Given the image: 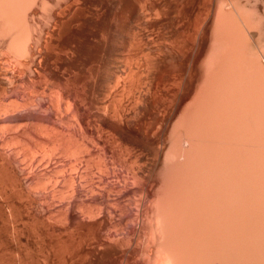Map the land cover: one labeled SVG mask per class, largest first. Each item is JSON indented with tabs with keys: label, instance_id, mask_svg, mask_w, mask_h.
Returning a JSON list of instances; mask_svg holds the SVG:
<instances>
[{
	"label": "bare ground",
	"instance_id": "6f19581e",
	"mask_svg": "<svg viewBox=\"0 0 264 264\" xmlns=\"http://www.w3.org/2000/svg\"><path fill=\"white\" fill-rule=\"evenodd\" d=\"M232 1L233 0H231L230 3ZM236 1L237 0H235V2ZM248 1L249 0H247L246 6L245 5L241 6V4L238 5V3H237L238 1H237L236 2L237 4L232 3L231 5H233V7H229L230 4L228 3L229 2L228 0H0V62L6 63V65H9V67L6 68L7 67L6 66L5 69H2L3 67L0 66L2 69L0 71H2V74H4V80H3L4 86L2 88V90H3L2 94L3 95L2 94H0V95L2 97L6 96L5 98L8 97L7 99L12 100L11 103H10V100H8L9 102H6L7 101L6 100L5 101L6 103L4 102V104L2 103V105H3L2 107H4L5 104H6V107H7V105L9 107L11 106L10 109H8V107L6 109V107H5V109H3V110H5L6 112L8 110L9 111L12 110L11 113L7 112V113H10L11 115L14 112L12 116L8 114V118H9V116H11L9 119L10 123H13L12 125H14V126H12L11 124L9 125V123H5L6 122L5 120H4L5 122L1 121V123L2 122H4V123L2 124V126L0 125V131H2V130L5 131L4 128H6V127L10 128V130L8 128H6L8 134L12 133L13 131H14L13 134L15 132L17 134V128H20L22 130H27L26 132H28V131L30 132L32 129H35V131L37 130V132H33V133H39L40 132L42 134L41 139L47 138L51 142V145L49 144L50 142H48L47 144L51 146V147L50 146L49 147L52 149H49V150L53 151L54 156H57L59 154V155H62L64 158H66V157L71 158V159H69L71 166L67 165L66 169H68V167H69V169L71 168L74 173L79 172L82 163L87 162L88 163L87 167H88L89 165L94 164L93 162H95L94 159H96V157L101 156L100 157L101 160L99 159L100 160V164H99L100 166L98 168H95L96 166L94 167V165H97V163H99V160L96 161L97 162L96 164L92 165L91 169L89 167V169H90L89 172H86V174H85V172H83L86 175L84 177L86 179V180H84L85 184L82 185L81 181H83V180H81V181L79 180L81 184L78 183L79 185H76L75 183L77 181H75V183H74L75 178L73 177L74 180L71 179L73 176V172H70V175L71 174L72 175H71V178H70L71 181H70L68 187H70L69 189L72 190L71 193H73V197H72V195H71V197L74 199H76L78 197L77 193H79V194L81 193V191L79 189H82V191L84 190V191H87L89 193H92L91 194L92 196H94L96 193L99 194V193H102L103 191L104 192H108V191L110 192L111 190H115V192H116V190H118L119 192H117V193H121V194L127 190L128 191L130 190L131 192L136 191L137 193L140 194V196L138 195L139 197H136L135 199H139L138 201H140V204L138 207L137 206L138 201H136V203L134 201V204H136V207H138V208H136L133 205V206H131V207H133L131 210H133L135 208L136 211L139 212L140 211L139 209H141L140 205H141L142 201L145 198H148L147 196H149L151 193H153V194H155V192L157 194L159 193L158 195L157 194H155V195L161 197V199H162L163 195L164 196L167 195V197L169 199L166 200L167 198L165 196L163 199L164 202L162 201L163 205H161L162 203H159V205L162 206L161 207L162 210H161V212L158 211L153 216L152 221L154 222V225L157 226V228H163V229H165L164 231L166 232V230H167L168 233L167 232L164 233L163 230L162 231L156 230L157 232L154 230L155 231L154 237L156 238V236H158V238H159V236L164 235L163 237L165 239L163 237H161L162 241L160 240V238H159V240L162 243L164 242L163 240H166L168 242V244H170V242L171 241L174 242V240H171L173 237H169V236H172L175 231L177 233L179 232L178 234L175 232L174 239L176 240V237H177V239L180 240L182 237L179 235L183 231V234H181L183 236L182 240L185 239V241L191 245L193 242L195 243V241H193V240L196 238V241L198 240L197 243H200V245H201L200 246L199 244H196L194 246L195 249H197V250L193 252V255H194V253H196V255H194L196 257H194L193 255H192L193 256L192 257L191 253L189 254V251L187 252L186 250H183L184 252L186 251L188 253V254H186V255H188V257L190 256V259H189L185 255L186 252L184 254L182 253V255L186 256V257L183 256L184 261L187 258L186 261L189 262V260L191 261L194 258L195 260H197V264L198 263L204 264L208 260V259H206L207 257L209 258V260H211L212 257L210 258V256L214 255V254H212V250L215 248V246H213V245L216 244L214 240H216L217 243L220 242L219 245L218 244H216V245H218L217 247H220L221 250L218 248L220 250V253L224 252L223 256H225V257H223V258H225V260L223 262H225L227 260L229 262L232 259V257H235L232 260H236V256H232L230 253V250H231V252L233 251L232 252V254H233L242 248L241 250H239L237 252V255L239 253V255L237 256L238 259L241 258L242 257L241 255H243V252H245V251L247 252L249 250L248 244H249V248H251V249L254 246L252 250L250 249L251 251H253L255 246L258 247V245H259L258 243H260V242H262V240H264V239H262V240L258 239L257 240L258 243L253 241L255 239V236L252 233H255L256 229L258 227H255L256 228L255 232H252V233H251V230L249 228V226L251 227V225H252L251 222H253L254 220L257 221L258 217L264 216L263 215L264 212H262V211H264V210H262V209H264L263 208L264 205L263 206L261 205V203H263V201H264L263 200L264 199V195H263L264 193H262L264 191L262 189L264 187V185H263L264 184V180H263L264 179V175H263V173H264V171H263L264 170V167H263L264 166V164H263L264 163V161H263L264 156L262 158L263 160L261 159L259 161L258 155L254 156V152L252 151L253 150L252 144L255 145L257 140H258L257 143L259 144L261 131H263V129H264V108H263L264 96H263L262 90L260 91V87H259L263 82H259L258 76H260V75H258L259 72L257 73V71H256L257 69L261 70L259 68H262V69L264 68V64L261 61L262 59L264 61V57L262 59H260V57H258L259 53H257L256 50L254 51L255 52L254 55L250 51L252 56H254V57L256 56V58H254L255 59L254 63H256V64H255V66H253L254 63H253V65H251L253 59L250 60V57H248V54H247L249 52L247 49H249V48H246L247 44L249 46L250 45L249 43L252 44V41L254 42V40L250 41L254 37L253 31L256 32V30L258 29L257 27H259V26H260L259 28L262 27L260 24L263 25V21L261 19L262 18L264 19V17L257 15V14L261 15V12H262L261 1L260 0H257V1L254 0L256 2H253V3L251 2L252 0L250 2H248ZM215 3H218V6H216ZM248 3H249V6L251 4H254V3L255 4L248 7L247 6ZM246 8H247L249 13L252 12V13L256 14V16L255 15L252 16V14H250L252 16V18L253 17H261V19H257V21L258 20H259V22L262 21V23H259V24L254 23V21L256 22V18H254L255 20L251 19V17H249L250 15L248 14L247 10H245ZM244 13L246 16L244 15ZM263 13H264V7H263ZM247 15H249L248 16L249 18L247 17ZM254 24L257 25L256 26L257 29L255 28ZM263 28H264V25H263ZM258 30H257V32L259 33V31L261 29L259 31ZM129 31L134 34V39H136L135 41L138 42V52L137 53L140 55L139 56L140 59H138L139 57L138 58L135 57L136 60H134L133 58L132 59L131 58L126 59L124 53H122V48L120 47V44L123 43V41L125 40V39L123 40L122 36L124 33H127ZM260 33H261V31H260ZM261 34L263 35V33H261ZM262 35H260V36H262ZM260 36H258V38H260L259 40H262L261 38H264V37H260ZM127 38H129V37H127ZM134 39L132 40L134 42V43H132V45L135 44ZM129 42H131V41H129ZM136 45H137V43H136ZM250 46H252V45H250ZM254 46L255 45L253 44V47ZM131 47H130V50H131ZM134 47L135 46H133V48ZM260 47H262V46H260ZM136 49H137V46H136ZM245 49L248 52L245 53ZM261 52H263V51H261ZM250 53H249V56H250ZM127 56H129V55H127ZM136 56H137V54H136ZM249 60H250V62H248ZM2 66H4V65L2 64ZM263 72H264V70H263ZM259 74L262 75V73H259ZM262 79L264 81V75L262 76ZM258 82L261 84L259 85ZM0 83L3 84L2 82H0ZM263 86H264V84H263ZM105 92L109 93V96L112 99V101L110 100L111 101L110 106L113 108L110 109V107H109L108 111L101 113L100 111L103 110L104 105L102 108L99 107V102H100L99 97L101 98V96ZM0 93H1V91H0ZM261 93H262V95H261ZM10 94L13 96H10ZM14 95L16 96V98H13L14 100L12 98H9V97H14ZM109 96H108V99H109ZM3 99H2V102L4 101ZM107 100H105V103ZM262 100H263V103H262ZM7 103H10V105ZM0 109L2 110L1 104H0ZM5 111H2V112H5ZM2 112L0 113L1 119H2L1 116L4 115V118H5V116H7V115H5V113H3V115H2ZM6 124H8L9 126ZM1 127H2V130H1ZM11 127H15L16 130H15V128H13L14 130H12V132H9V131H11ZM249 129H250V131H253L255 129V131L257 130V132H259V133H257L258 134L257 135L256 132L254 131L258 137L257 139L255 137L256 136L255 134H253L252 136L249 135L252 133V132L249 133L250 131L249 132L247 131ZM96 130L102 131L103 133H106V134H110L113 144H115L116 147H118L120 149V151L121 150L125 151L126 155L124 156V155L120 154L122 152L119 151L120 153H118L115 156V159L113 162L111 160L108 161V158H107V160H106V158H103L105 155L104 152H103V154L99 155L100 152L97 151L98 146H101V144H102V146H105V148H106L105 150H108L107 149L108 147H106V145L109 142L108 143L101 142L102 141L101 138H97L98 136L96 137V133H97ZM18 131H21V130H18ZM102 132H100V133H102ZM263 132H262V134L264 136ZM0 133H2V132H0ZM3 133L5 134V132H3ZM18 134L21 135V133H18ZM10 135H12V134H10ZM5 136H6V134H5ZM30 136L31 135H28V134L24 135V131H23L21 137L25 138V139L28 137H29V139H32L34 137L33 136L32 138H30ZM9 137H11V136H9ZM39 137H40V135L38 136V138ZM108 138H109V135H108ZM16 139H18V140H15L17 142H20L19 140H22L21 144H23V142H24L23 139H19V138H17V136H16ZM263 139H264V137L261 139V141ZM8 140H9V138H8ZM34 140L36 142V139H34ZM106 140L107 139H105V141ZM3 141H5V140H3ZM15 141H13V142H15ZM30 141L32 143L34 142L33 140H30ZM17 142L12 143V144L14 145ZM250 142H251V148L250 149L246 148L245 152L247 151V149L248 150L252 149L251 151L253 152L252 154L255 157L254 158L255 160L249 159L250 160L249 161L246 158L247 162L245 160H243L244 163H242V159H244L246 157V156L243 157L245 154L243 148L245 147V145L250 147L249 146ZM2 143H4V142H2ZM27 143L28 142H26L27 146H24V144H23V146L26 147V149H29L30 147L28 148V146H30V145H29V143L28 144ZM37 143H40V141L36 142V144ZM110 143H111V141H110ZM262 143H263L262 147L264 148V141ZM12 144H11V146L13 148L16 147L15 145L13 146ZM17 144H19V143H17ZM36 144H35V146H36ZM113 144L111 143L110 145L112 146ZM4 145L10 146V143H7V144L5 143ZM39 145H43V144L41 143ZM48 145H46V146H48ZM115 145H113V147ZM254 145H253V147H254ZM23 146H22V149L24 148ZM35 146H33L34 149L32 147L30 148V150L33 149V151H31V152H29L30 150L28 152H26L27 150L26 151L24 150L25 152L22 149L19 150L21 148V146H19V149L14 148L15 153H17L16 152L17 150H18V152L20 151V153H22V152L27 153V157L24 158V160L28 159L29 162H31V163H29V165L26 163L28 165V167L30 166V169L28 168L29 172H30L31 168L34 171V172H32L34 174H35V170L37 172H40V167L43 166V169H44L45 165H46V167L49 168L48 169L45 167V169H47V172L50 169H51L50 171H52V168H54V171H57L55 169V168H57V166L66 163V162H63L65 160V159L63 160V158H62V164H61L60 163L61 160L55 159V158H59V157H54L53 154L49 155L52 152L49 151L48 153H46L45 151H48L47 150L48 148L45 147V143L43 145V147L45 148V151H41V152H45L47 155H45V157H44V155L41 156L42 153L39 154L40 151H38L41 148L38 146L40 149L38 148L37 149L38 152L37 151H35V152H37V154L41 157L37 158L36 157V156H38L37 154L32 155L34 153V150H36V148H37V147L35 148ZM259 146H261V144H259ZM256 148L257 147L255 146L254 151L256 150ZM263 148H262V150H263ZM2 149H0V153L1 152L3 153ZM5 149L6 148L4 147V150ZM99 149H102V148H99ZM111 149H109V150L111 151ZM257 149H261V148H257ZM115 150H117V149H115ZM54 151L56 154L54 153ZM102 151H104V149ZM60 152H61V154H60ZM243 152H244V154H243ZM259 152H260V150L257 151V153H259ZM20 153H19V155H20ZM24 153L21 155H23L25 157ZM45 153H43V154H45ZM107 153H109V152H107ZM246 153H248V152H246ZM257 153L255 152V154H257ZM4 154H5V156L7 155V153H4ZM11 155H12V152H11ZM14 155L15 154H13V156ZM110 155H112V154H109V156ZM246 155L248 156V154H246ZM8 156H10L9 153H8L7 157ZM46 156H49V157L46 158ZM250 156H251V153H250ZM250 156H248V158ZM43 158H46L44 160V162L42 161ZM17 159L15 157L13 160L15 161ZM198 161L199 162L201 161V164H202L201 168L204 171V172H202V174L207 173V175H210L211 172H209V170H211V168H214V162H217V161H221L220 163L223 164L222 169H224V165H225L224 162L226 164L229 163L228 165H232V167L237 162V166H239V168H240L241 164L238 165V163L241 162L243 164L242 169L244 171L246 170V172H245V175L242 174L244 172V171H242V169H239V171H242V172H240V173L236 172L235 168H237V171H238V167L236 165H235V168H233V171H232V167H231V170L229 168L227 169V170H230V171H228L230 173L232 171V173H233L232 175L230 173H227L225 170L223 171L222 169H221L222 172L219 171V173H218V169H217V172H214V169H212L214 173H216V174L218 173V174L212 176L213 178L211 177V175L209 177L205 174L207 177L205 176L206 178H203V179L208 180L209 183L206 182L205 180H204V182H205L204 183L202 178H200V177H198L199 179L197 178V169H198L197 165L198 164H196V162H198ZM257 161H259V162H257ZM261 161H263V163ZM25 162H26V160H25ZM231 162H235V163L233 164ZM245 162H246V164H245ZM250 162H251V164L255 163L254 166L251 165V167H249L247 165V163H249V165H250ZM256 162L258 164H256ZM21 163H23V162H21ZM31 165H32V167H31ZM199 165H198V167H200ZM246 165L249 167L248 173H250L249 171H251L253 169L256 171V172L254 170L251 171L250 175L252 174V172L254 173L253 175H256L257 173H260V172H262V173H260V175L257 174L258 176L256 175L258 178L256 176L254 177L252 175L250 177V175H246L247 169H248V167L244 168V167H246ZM255 165H257L258 168ZM261 165H263V166H261ZM0 166H2V165H0ZM14 166L17 168L18 165L16 164ZM228 167H230V166H228ZM252 167H254V168L252 169ZM255 167H256V169H255ZM259 167L260 168L262 167L261 171L257 170V169H260ZM121 168L126 171V173L124 172L126 175L125 174L123 175V173L121 174V172H119V170L121 171ZM1 169H2V167H1ZM5 169H6V171H8L6 173H11V171H13L11 159L5 158ZM22 169H24V166L22 167ZM26 169H27V166H26ZM37 169H39V171ZM63 169L64 168H62V170ZM66 169H64L62 171L59 168L58 171L59 172L62 171L61 174H63V172ZM71 169H70V171H71ZM86 169L88 170V168H86ZM234 169H235V171H234ZM28 170H27L26 174L28 173ZM41 170H42V168H41ZM87 170H85V171H87ZM157 170H158V172H161V173H157ZM45 171L46 170H44V172ZM215 171H216V169H215ZM3 172H5V170ZM18 172H21V170ZM57 172H53V173H57ZM59 172H58V174H59ZM68 172L69 171L65 172V174L66 173L68 174ZM95 172H98V174H101V178H99V180L96 179L97 181L95 180V177L98 178V176L100 177V175H98L96 173L98 176L97 175L94 176ZM223 172L227 174V177L226 176H224L225 178L223 177V175H226ZM6 173H4V174H6ZM12 173H14V172H12ZM41 173L43 174V171L36 174V175H39V174L41 175ZM53 173H51V174H53ZM214 173H211V174L213 175ZM220 173H222V174L220 175ZM234 173H236V177H233V175L235 176ZM34 174L32 176H34ZM49 174H48V176L51 175V174L50 175ZM110 174H112L111 178H110V176H111ZM40 175H39V177H40ZM45 175H46V172H45ZM162 175H163V177H162ZM218 175L221 177H216ZM242 175L245 176L244 179L241 177ZM0 176H2V175H0ZM48 176L46 175L45 178H48ZM198 176H200V175H198ZM246 176H249V178L251 180L257 179V181H258V179H262V182H260L261 180H259V183H257V181L255 180L257 184L255 183L254 180H252V182L250 183L253 186V182H254V185L258 187L257 188L254 186L257 190L254 187L253 188L255 189L256 193L260 192L259 198H258V194L254 193V191L252 192L253 188H251L252 186L248 183L251 180L247 181L246 179H249V178ZM12 177H13V174H12ZM27 177H25V178H27ZM29 177H30V175H29ZM35 177L36 176H34L33 178H35ZM39 177H38V181H39ZM43 177L41 176L42 181H43V179H42ZM57 177H58V175H57ZM57 177H56V179H58ZM79 177H81V176L79 175ZM214 177H216V178H214ZM230 177H232L233 179L236 178V180H233ZM195 178H196V180H195ZM210 178L212 180L217 179L216 184H218V182L220 184L221 181L223 180L224 181L222 183L223 185L220 184L216 187L218 188L219 186H221V187L223 186L224 188L220 187L217 189L215 187L216 184L214 183L215 180H214V182L211 180L209 181ZM222 178H224V179H222ZM227 178H230V179L227 180ZM48 179L52 180V178L51 179L48 178ZM76 179H77V177H76ZM200 179L202 180V182ZM218 179H219V181H218ZM220 179H222V180H220ZM231 179L233 180V182H235V183L239 182V183L237 185L236 184L234 185V184H232V181H230ZM240 179H243V180H240ZM16 180H17V178H16ZM25 180H27V179H25ZM33 180H35V179H33ZM49 180H48V182H49ZM54 180L55 179H53V184H51L52 183L51 181H50L51 183L49 182V184L52 185L51 186L52 188H53L54 184L57 185L56 181H54ZM67 180H69V178H67ZM225 180L229 181L230 185L228 184L229 182H227V184H225V182H226ZM244 180H246L247 182H244ZM19 181H21V180H19ZM46 181H45V183H46ZM57 181L59 182L60 180H57ZM198 181L200 182L201 185H205L207 183V185H209V187L207 185L206 186H199L200 184ZM61 182H62V179H61ZM68 182H67V185H68ZM33 183H35V182H33ZM33 183H32V185L35 186ZM36 183H38V182L36 181ZM212 183H213L212 189L214 187L217 189V191H215V189L213 190V191H215L214 192L215 193L214 199H213V194H212L213 191L211 190ZM248 184H249V186H244V185H248ZM259 184H262L263 187L261 185V187H262L261 188ZM197 185L199 187L196 188ZM231 185H233L234 189H236V187L240 188V186L243 185L244 188H243V186H241L242 187L240 189L241 191L242 190L244 192L245 191L246 192L251 191V193H248V195H246V196H249V197H247V198H249V199H247V202L251 203L253 205L252 206L250 204L252 206V210H255L257 212V210L258 211L260 210L259 206L262 207L261 208L262 211L260 210L259 213L258 212L256 213V212L251 210L250 213L252 214V212H253V214H252V216L249 215V217L253 221H251L249 223V225H247V224L250 221V218L247 217L248 215H245L246 212L248 211V209L246 208L248 203L244 204L246 206H244V205L241 206V204H243V199H246V198H244L245 193L241 192L239 189L238 190L236 189L237 191L233 190V188H231L232 190L228 189V190H230V192L229 191L226 192V189H225L226 186H228L230 188ZM46 186L48 187V185H46ZM64 186H66V185H64ZM9 187H10V185H9ZM17 187L18 186H16V189H18ZM68 187H66V188L68 189ZM202 187H203V190H201ZM206 187H208L210 190L207 189L204 191V189H206ZM249 187H250V190H248ZM259 188L263 191L261 192ZM12 189H13V187H12ZM53 189H55V187ZM56 189L59 190V188L57 186H56ZM193 189L195 191L192 192ZM198 189L201 190L202 192H200ZM219 189H221L219 191L220 194L221 195L224 194V195H222L223 197L220 196V194L218 193ZM222 189H223V191L224 190L225 191L223 192ZM40 190H41V188H40ZM47 190H49V189H46V191ZM14 191H15V189H14ZM20 191H21V189H20ZM25 191H27V190H25ZM34 191H37V190L35 189ZM34 191H32V192H34ZM38 191H39V189H38ZM59 191H61V190H59ZM78 191H80V192H78ZM203 191H204V193H203ZM206 191L209 192V193H206L207 195H210V192H211L212 195H210V197H212V198H210L209 196L208 197L211 199L210 201H212V202L210 203V201H208L209 204L205 203V204H207V207H208L205 209L206 205L202 204V203H204L202 201H203V198H207L205 196ZM221 191H222V193H221ZM42 192H44V191H42ZM64 192H66V191H64ZM195 192H196V194L198 192L202 193V195L200 194L201 197L199 196V193L197 195L193 194ZM225 192L226 193L229 192V194L225 196ZM233 192H234V194H237V192H238V194L242 193L244 197L242 198L241 194H239V195L237 194V195L233 196L234 195ZM35 193H37V192H35ZM62 193H63V191H62ZM111 193H109V194H111ZM128 193L130 194V192H128ZM160 193H163V195ZM183 193L186 195V198H187L186 200L189 199L188 201H185V199H183L185 197V196L184 197L182 196V195H184ZM186 193H188V195H189V193L190 194L192 193L191 195H193L195 197V199H194V197H192L194 201L190 200L191 195L188 196ZM216 193H218L217 196H216ZM230 193L233 196L232 200L238 198L236 200H239V201H236V200L232 201L231 200L232 196L230 195ZM153 194H152V196H155ZM203 194H204V197H203ZM251 194L252 195L255 194L256 197L258 198V201H256L257 198L255 196L254 197L251 196ZM26 195H27V193H26ZM44 195H45V192H44ZM59 195L60 194H58V196ZM66 195H69V194H66ZM66 195H62V196H66ZM103 195H105V194H103ZM103 195L102 196L100 195L98 197V201L102 205V207H101L99 204V207H101V212L104 210V212H105L104 214L110 215L111 212H109L110 210L108 211V206H109L108 199H106ZM174 195H176V196H174ZM180 195L183 198L180 197ZM41 196H42V194H41ZM112 196H115V195L113 194ZM178 196L180 197V199ZM197 196H199V198ZM224 196L226 197V199L224 198ZM27 197H28V195H27ZM38 197H36V198H38ZM116 197H118V200L121 201L122 199L124 200V198L126 196L123 197L122 195L117 194ZM217 197L220 198L221 200L218 199ZM41 198L43 199V196ZM41 198H39V199H41ZM61 198L64 199L65 197H61ZM66 198H68V196ZM113 198H115V197H113ZM177 198L179 200H184V201L183 202L182 201L176 202V201H178ZM197 198L199 200L201 199L202 201L197 200ZM215 198L218 199V200L217 199L216 200L219 201V203L215 200ZM250 198H252V199H250ZM48 199L49 198H47V200ZM157 199H158V197H157ZM222 199H225V200L230 199L229 201L227 200L228 203L234 202L233 204H236V202H237V205H234V206L238 207V208L240 207L239 210H241V209L244 210L243 212L241 211V213L238 210L239 211L238 213L241 215H237L238 214L237 212L233 213L230 211L231 213L235 214L236 217H234L233 214H231V213H230L231 215L228 214L229 217L227 216V218H229V219L232 218L230 221H232V222L234 221L233 225L234 226L236 225L235 228L237 227V224H238L240 231H239L238 227L236 228L238 231L235 230L234 226L232 225V222H230L229 219H228V223L226 222L227 219L225 221L226 223L224 222L225 227L224 226L223 227H224V229H226V231L223 229V227H222V230H220V228H221L220 225H219L220 228L217 227L218 223L215 220H218V218L216 219V217H219L220 213L222 214L223 210H225L226 207L229 206V204L227 202H224V203H226V205L224 203L222 204V202H223ZM260 199H261V202H260ZM126 200H130V199H126ZM159 200H160V198H159ZM251 200H253V201L255 200V202L256 203L258 202V203L256 204L253 201L251 202ZM1 201H3V200H1ZM60 201L62 202V200H60ZM88 201H90V200H88ZM88 201H87V203H88ZM169 201L170 202L172 201V202L169 204ZM174 201L177 203V205ZM196 201H197V203H195ZM198 201H199V204L201 203V205H203V206L198 205ZM94 202H95V200H94ZM187 202H190L191 205H189V203H187ZM244 202L246 203L245 200H244ZM64 203H65V201H64ZM115 203H117V202H114V204ZM181 203H186L185 204L186 208L184 207L183 204L181 205ZM212 203L213 204L215 203L214 207H211ZM97 204L98 203L95 204V207L98 208ZM123 204H124V202H123ZM173 204H175L174 207L172 206ZM194 204H196L199 207L201 206L202 208H204L207 213L202 214V212H205L204 209H202L201 207L200 208L202 210L199 207L195 208ZM210 204H211V206H210ZM216 204L217 205L219 204V206H221V207L216 206ZM220 204H222L223 206L225 205L224 206L225 209H222L223 206ZM233 204H231V205L233 206ZM258 204H260V205H258ZM45 205H46V203H45ZM144 205L146 207V204H144ZM165 205H168V206L170 205L169 207H171V206L173 207V209H172L173 214L169 216L172 220L169 219V217L167 216V215L171 214V212L168 213V211H169V209L171 211L172 207L168 208V206H165ZM193 205H194V207H193ZM42 206H44V204ZM69 206H68V208H69ZM114 206H115L114 208H116V204ZM118 206H117V208H119ZM175 206H177V207L175 208ZM187 206H188V208H187ZM189 206L192 207L190 212H189V210H190ZM209 206H210V208H209ZM232 206H229V207H232ZM234 206H233L234 210L238 209V208H235ZM8 207H10V206H7V208ZM47 207H48V205H47ZM181 207H183V209ZM218 207H219V209H218ZM244 207H245V209H247V211H245ZM256 207L258 209H255ZM62 208H63V206H62ZM117 208H116V210H117ZM147 209H149V207ZM164 209H167V210L165 211ZM177 209H179L180 212L183 210H186L191 214L189 215V213H188V216H189L188 217L186 215L187 212L184 211V213L181 212L182 214H184V215H182V214H180L179 210H177ZM197 209H198V211H197ZM207 209L213 210L212 215L215 214L214 217L211 215V213H210L211 211L208 210L209 211L208 212ZM112 210H113V208H112ZM234 210H232V211H234ZM11 211H13V209ZM29 211H31V210H29ZM51 211H53V210H51ZM60 211H62V210L60 209ZM85 211H86V209H85ZM87 211H89V210H87ZM119 211L117 214H119L121 216V218L123 216L124 219H126V220H131L132 218L135 217L134 218V221H135L139 217V216L136 217L134 215H131L132 218H130L129 213H125V211H124V212H122V213H124L122 215V213L120 214ZM136 211L134 210L133 212H136ZM176 211H177V213H175ZM214 211H216V212H214ZM56 212H57V210H56ZM93 212H94V209H93ZM133 212H131V213H133ZM138 212H136V213H138ZM152 212H156V211L152 210ZM164 212H166L167 214ZM12 213L13 212H11V214ZM37 213H38V211H37ZM43 213H45V211H43ZM97 213H99V212H97ZM150 213L151 212L149 211V214ZM208 213H210V214H208ZM224 213H225V211H224ZM260 213H262L261 216L259 215ZM8 214H9V211H8ZM93 214L96 217V211ZM93 214H91V216ZM140 214H142V213H140ZM174 214H175V216H174ZM195 214L197 215V218H195L196 217ZM205 214L207 216H204ZM40 215H41V212H40ZM52 215L50 218H52ZM80 215H82V214H80ZM94 215L92 217H94ZM111 215L113 216V213ZM145 215H147V212ZM191 215L196 220L193 219L191 217ZM210 215H211V217H208ZM100 216L101 215L99 214V216L97 218H100ZM112 216H110V218ZM199 216H201V217L203 216L204 217L203 219H206L205 217H207L210 222L208 220H202ZM231 216H233V217H231ZM92 217H89V219H90L89 221H91L92 219L95 218V217L94 218H92ZM166 217L169 219V221H171L173 223L163 222V220H165V221L168 220ZM187 217H188V219H187ZM256 217H257V219H256ZM101 218H103V217H101ZM183 218H184V220H183ZM191 218H192L193 222H192ZM235 218L236 219L238 218V220H235ZM241 218L249 219V220L244 221ZM73 219H74L73 212H71L68 215V222L73 221ZM144 219H145V217H144ZM146 219L150 220V218H146ZM185 219L188 221L190 220L191 224H190V221L187 222ZM86 220H87V218H86ZM139 220L140 219H138L137 222ZM175 220H176V222H175ZM194 220L197 222L199 221V222L197 223ZM239 220H242V221H239ZM134 221L133 222L131 221V222L134 224ZM179 221L181 223L184 222L182 224H183V227L186 228V231H188L189 229H191V231L189 230L188 233L185 231L187 233L186 234L184 232V228L182 227V224H181V226L179 225L180 224ZM185 221H186V223H185ZM205 221L210 224V227H209L208 223L207 224L205 223ZM211 221H212V223H211ZM239 222L241 223V225ZM260 222H262L261 224H264L263 220ZM17 223L19 225V222H17ZM142 223H143V221H142ZM162 223H165L166 225L163 224V226H162ZM174 223H176V224H174ZM187 223L190 225H188ZM193 223L195 225L197 224L196 227L192 225ZM200 223L203 224L202 225L203 227H205L207 225L209 228L207 229L206 228L207 226L204 229L202 226L197 227L200 225ZM133 224H131V226ZM169 224H170V226H169ZM115 225H117V224H115ZM124 225H125V223H124ZM128 225L130 226V224H128ZM177 225H179L180 227H178ZM227 225H228V227H227ZM242 225H244V226H242ZM136 226H137V224H136ZM148 226H150V225L148 224ZM168 226H169V228H168ZM191 226L195 227L196 230ZM13 227L15 229V226H13ZM170 227H171V230H169ZM173 227H174V229H173ZM211 227L213 230L211 229ZM231 227L233 228V231H232ZM151 228H152V225H151ZM151 228H150V230H151ZM178 228L182 231L181 232L177 231ZM199 228H201V229H199ZM120 229H121V231H123L122 227ZM131 229H135V227H133ZM144 229L142 232H144ZM153 229H155V228H153ZM202 229H203V231H202ZM215 229H218V230H215ZM227 229H228V231L231 229V232H233V233H231V235L235 236V240L237 239L236 236L238 238L240 237L239 239L236 240L237 244L239 246V249L236 245V242L233 240L234 236L232 238V236L230 234L228 236V233H226ZM242 229L244 231H242ZM261 229L263 230L264 226H263V228L261 226ZM100 230H101V227H100ZM127 230L128 229H126V231ZM207 230H208V232H207ZM219 230L221 231V233H219L220 232ZM234 230L237 232H235ZM246 230L247 231L249 230L250 232L249 231L247 232ZM262 230L261 231L257 230L258 232H256V235L258 233L261 234V232H262V234L264 236V232ZM16 231H13V232H16ZM114 231H116V230H114ZM222 231H224V232H222ZM117 232H119V231L117 230ZM199 232H200V234L202 233V235H204L205 237L200 235ZM205 232L207 234H205ZM240 232H244V234L241 233L239 236ZM160 233H163V235H160ZM190 233H193V234H190ZM194 233H196V234L198 233L201 236V237H199L200 239H197L198 234L196 236ZM218 233L221 236L218 235ZM246 233H249V235L252 234L249 236L251 239L253 238V240H251V242L253 241L252 244H251V242L248 243L250 241L249 240L250 238H248V236H247L248 234L246 236H244ZM129 234H128V236H129ZM167 234H168V237L165 236ZM189 234L192 238H194V236H195V238L193 240H191L192 238L190 236H188ZM210 234L211 235L213 234V236H215L214 234H216L215 239ZM226 234H227V238H229L228 239L229 241L227 240V238L226 239L224 238V240H223V237H225L224 235H226ZM260 234H258V235H260ZM116 235H118V234H116ZM149 235H150V233H149ZM217 235L219 238L222 236L223 237L219 239V238H217ZM241 235L243 237H245V239L242 238ZM121 236H123V233L121 234ZM251 236H253V237H251ZM12 237H14V235ZM34 237H35V235H34ZM189 237L191 239H189ZM208 237H211L212 239L208 238ZM166 238H169L170 240L168 239L169 240L168 241ZM231 238H232V240H231ZM241 238L243 240L239 241V240H241ZM246 238L248 240H246ZM202 239H203L204 243L202 242ZM221 239L224 242L227 240L225 242V244H223V247L226 245L228 247V249H230V250H226L227 247L225 246L226 247L225 251H228L229 255L227 252L222 250L223 247L221 244L222 241H220ZM14 240H15V238H14ZM109 240H111V239H109ZM159 240L156 241V243L158 242L157 244H160ZM178 240L175 242L178 243L179 242ZM189 240L191 242L192 241L193 242L191 243ZM207 240H209V241L211 240V242H209ZM244 240L246 241V243H244L245 242ZM38 241H40V240H38ZM212 241H214L213 245H212ZM230 241H234L235 243L234 242L233 243L235 244V246H234V244H231L232 242H230ZM126 242L128 243V241H126ZM126 242H125V245L127 244ZM144 242H146V241H144ZM173 242H171V243H173ZM186 242L184 243V246L188 245V243H186ZM205 242L206 243L209 242V244H206L208 247L205 245ZM239 242H241V244ZM242 242L244 243V245ZM15 243H18V242H15ZM130 243H132V242H130ZM164 243H166V242H164ZM263 243H261V244H263ZM157 244H155V246ZM245 244L247 246H245ZM138 245H139V243H138ZM160 245H162V244H160ZM163 245H166V244H163ZM163 245L161 246L162 249H163ZM173 245H174V243H173ZM203 245L205 246V249L209 250L208 252H210V253L206 252V250H205V252L203 251L204 250ZM210 245L214 247L212 250L210 249L211 248ZM230 245H232V246H230ZM198 246H200L202 248H200ZM240 246H242V247H240ZM259 246H262V245H259ZM263 246L260 248L259 247L255 248L254 252L256 251V249H257V251H260L259 249L263 248ZM39 247H40V245H39ZM144 247H143V249H144ZM157 247L161 248L159 245ZM188 247L189 246H187V250H188ZM196 247H198L199 250L203 249L202 250L203 252L201 251L202 253H199L200 251ZM231 247L232 248L234 247V249H231ZM184 248H186V247H184ZM244 248H246L247 250ZM150 249H149V251H150ZM190 249L195 250L193 247ZM152 250H153V248H152ZM263 250H264V248H263ZM263 250H261V251H263ZM157 251L159 252V250H157ZM162 251L164 252V250H162ZM162 251L159 252L160 256H161L160 253H163ZM179 251L180 250H178V252ZM197 251L199 253L198 256H200V257L202 256V260H200L201 259L200 257H199V259L197 258V254H198ZM221 251H223V252H221ZM240 251H242V253H240ZM257 251H256V254L258 253ZM175 252H174V254H172L173 253V251H172V253H171L172 256H174L175 259L179 256L178 258L180 259V257L182 256V255L180 256V254H179L180 252L179 253L178 252L175 253ZM246 252L244 253L245 255H243L244 258H246L245 256L247 254L249 255V256H247L248 258L253 256L251 253H254V252H251V253L247 252V254H246ZM143 253H145V252H143ZM155 253H156V250H155ZM207 253H208V255H206ZM220 253L217 252L216 254H219V256H220ZM262 253L264 254V251L261 252L259 255H261ZM139 254H140V252H139ZM146 254L147 253H145V255ZM149 254H151V253L149 252ZM202 254L203 255L205 254V256H207V257L205 258ZM210 254H212V255H210ZM141 255H143V254L141 253L140 256ZM160 256H159V258H160ZM164 256H166V255H164ZM228 256L229 257L231 256V259ZM155 257H157V256H155ZM203 257L206 260L203 259ZM214 257L215 256H213L212 259H214ZM216 257L219 258L218 256H216ZM226 257H228V259ZM162 258H165V257H162ZM223 258H221V259H223ZM248 258L246 261L241 258V260H242L241 262L235 261L236 262L235 263L232 260H231V262H233V264L234 263L237 264V262L242 264V262H243V264H244V262L247 263V261H248V263H249L251 261V258H249L250 261L248 260ZM136 259H138V258H136ZM171 259H173V258H171ZM219 259H218V261L221 260V259L220 260ZM261 259H263V258L261 257L260 260ZM195 260H194V263H196ZM186 261H185V263L188 264ZM202 261L204 263H200ZM218 261L216 262L214 259V263L216 262L215 264H217ZM180 262H182V264L184 263L183 260ZM207 262H209V261H207ZM223 262L222 263L219 262L218 264H224ZM263 262L264 261L262 260V264H264ZM142 263H143V261H142ZM171 263H173V262H171ZM178 263H179V260H178L177 264ZM189 264H190V262H189ZM208 264H210V263H208ZM251 264H253V263H251Z\"/></svg>",
	"mask_w": 264,
	"mask_h": 264
},
{
	"label": "rangeland",
	"instance_id": "374dc122",
	"mask_svg": "<svg viewBox=\"0 0 264 264\" xmlns=\"http://www.w3.org/2000/svg\"><path fill=\"white\" fill-rule=\"evenodd\" d=\"M229 2V4L231 5L232 3L233 4H237L238 3V5L239 4H241V6L243 5H245L246 6V4H247V0L245 1V0H237L236 2H235V0H233L231 3H230V1L231 0H228ZM242 1V2H241ZM245 1V2H244ZM251 0H249L248 2H250ZM257 1V0H256ZM256 1H254V0H252L251 2L253 3V2H256ZM261 1V9H262V12H261V15L260 14H257V15H259V16H261V17H264V13H263V7H264V0H260ZM240 2V3H239ZM243 3V4H242ZM251 4V3H250ZM255 4V3H254ZM254 4H251V5H254ZM215 5L216 6H218V3H215ZM229 5V7H233V5H231L230 6ZM250 5V6H251ZM248 7H250L249 6V3H248V5H247ZM244 9V8H243ZM245 10H247V8L245 9ZM244 12V11H243ZM247 12H248V10H247ZM246 13V12H245ZM245 13H244V15H245ZM248 14L250 15V14H252V16H256V14H254V13H252V12H248ZM249 15H247V17L249 16ZM246 16V15H245ZM252 16L250 15L249 17H251V19H254V18H256V22L254 21V23H257V24H259V23H262V21H263V25H264V19L262 18L261 19V17H253L252 18ZM248 17V18H249ZM257 19H261L262 21L261 22H259V20L257 21ZM255 20V19H254ZM255 25V24H254ZM262 27L261 28H259V27H257L260 31H261V33H263V35L260 33V31L256 28V26L257 25H255V28L259 31V33L257 32V30H256V32L255 31H253V35H254V37L250 40V41H252V40H254V42L252 41V44L251 43H249L250 45H252V46H248V44H247V46H246V48H249V49H245V53L246 52H248L247 54H248V57H250V60H252L253 59V61H252V64L251 65H253V63H254V58H256V56L254 57V56H252L251 55V53L254 55V51L256 50L257 51V53H259L258 54V57H260V59H262L263 57H264V38H261L262 40H259L260 38H258V36H260V35H262V36H260V37H264V28H263V25L262 24H260ZM263 28V29H262ZM139 31V30H138ZM125 34V35H124ZM123 34V43H121L120 44V47L122 48V53H124V55H125V58L126 59H129V58H133L134 60H136V58H138L140 55L137 53L138 52V42L137 41H135L136 39H134V34L133 33H131L130 31L129 32H127V33H124ZM127 37H129V38H127ZM131 37V38H130ZM134 39V41H135V44L134 45H132V43H134L132 40ZM131 39V40H130ZM129 41H131V42H129ZM249 41V42H250ZM258 41V42H257ZM260 41V42H259ZM263 41V42H262ZM125 43V44H124ZM136 43H137V45H136ZM253 44L255 45L254 47H253ZM261 44V45H260ZM132 46V47H131ZM133 46H135L134 48H133ZM136 46H137V49H136ZM260 46H262V47H260ZM130 47H131V50H130ZM128 48V49H127ZM255 48V49H254ZM262 48V49H261ZM124 49V50H123ZM253 49V50H252ZM127 50V51H126ZM250 51H251V53H250ZM261 51H263V52H261ZM129 54H128V53ZM126 53V54H125ZM135 53V54H134ZM249 53H250V56H249ZM134 54V55H133ZM136 54H137V56H136ZM127 55H129V56H127ZM256 55V54H255ZM131 56V57H130ZM136 57V58H135ZM252 57V58H251ZM138 59H140V57L138 58ZM137 59V60H138ZM250 60L248 61V62H250ZM262 62H263V64H264V61H263V59L261 60ZM2 64L4 65V66H2ZM255 64L256 63H254V65L253 66H255ZM0 66L1 67H3L2 69H5V67L6 68H8L9 67V65H6V63H3V62H0ZM1 67H0V70H2L1 69ZM258 67V66H257ZM259 68V67H258ZM257 69V68H256ZM259 69H261V70H256L257 71V73L259 72V73H262V75L261 74H259L258 73V75H260V76H258V80H259V82H263L262 84L261 83H259V85L261 84L262 86H263V84H264V81H263V79H262V76L264 75L263 73V70H264V68L262 69V68H259ZM4 73V72H3ZM2 71H0V77L2 78H0V82H2L3 84H1L0 85V91H1V93L0 94H2L3 93V90H2V88H3V86H4V82H3V80H4V74H2ZM262 80H261V79ZM259 86L260 87V91L262 90V93H263V96H264V86L262 87V86ZM262 93H261V95H262ZM109 96V93H107V92H105V93H103V95L101 96V98L99 97V107H103V105H104V107H103V110L102 111H100L101 113L102 112H105V111H108V108L110 107V109H112L113 107H111L110 106V104H111V101H112V99H111V97L109 96V99H108V96ZM3 95V94H2ZM16 95V94H15ZM14 95V97H9V98H16V96ZM5 96V95H4ZM10 96H13V95H11L10 94ZM107 96V97H106ZM6 97V96H5ZM5 97H2L1 95H0V104H1V108H2V110L0 109V113L2 112V111H5V110H3V109H5V107H6V104L4 105V107H2L3 105H2V103L4 104V102L6 101V102H9L8 100H10V103H11V99H7V98H5ZM103 97V98H102ZM4 98V99H3ZM105 98V99H104ZM263 98V97H262ZM2 99L4 100L3 102H2ZM103 99V100H102ZM108 99V100H107ZM14 100V99H13ZM105 100H107L106 101V103H105ZM111 100V101H110ZM5 102V103H6ZM10 103H7V104H9L10 105ZM13 103V102H12ZM262 103H263V100H262ZM108 104V105H107ZM12 105V104H11ZM7 107H8V109H10L11 108V106L9 107L8 105H7ZM7 107H6V109H7ZM263 108H264V103H263ZM106 109V110H105ZM109 109V110H110ZM12 111V110H11ZM11 111H7V112H10L11 113ZM6 111L5 112H2V115H3V113H5V115H7V116H5V118H4V115L3 116H1L2 117V119L0 118V125L2 126V124L5 122V123H9V125L11 124H13V123H10V117L13 115V113H12V115L10 114V113H7ZM8 114L9 115H11V116H9V118H8ZM8 118V119H7ZM5 120V121H4ZM8 120V121H7ZM1 121H4V122H2L1 123ZM6 125H8V124H6ZM8 125V126H9ZM12 126H14V125H12ZM17 127V126H16ZM6 128H8L9 130H10V128L9 127H6ZM6 128H4L5 129V131H3L2 130V127H1V130L2 131H0V132H2V133H0V139L2 140H0V149H2V151H3V153L1 152L0 153V165H2V166H0V169H1V167H2V169L0 170V175H2V176H0V264H177V262H178V260H179V263L178 264H182V262H180V261H182L183 260V262L185 263V261L187 260V258H186V260L184 261V257L183 256H185L186 254H188L187 252L189 251V254L191 253V256L193 255V252L194 251H196L197 249H195V245L196 244H199L200 245V243H197L198 242V240L196 241V238H195V236H194V238H192L191 236H190V234H193V233H190L188 236H190L189 237V239H191V240H193V241H195V243L193 242H191L190 240V242L192 243V245L191 244H189L188 242H186L185 241V239H183L182 240V238H183V236L181 235V234H183V231L182 230H180L179 228H178V230L177 231H182V233L179 235V236H181L182 238L180 239V240H178L177 239V237H176V240L174 239V236H175V232L173 233V235L172 236H169V237H173L171 240H174V242L173 241H171V242H173L174 243V245H173V243H171L170 242V244H168V242L166 241V240H163L164 242H166V243H162L161 241H162V238L161 237H163L164 235H163V233H160V235H163V236H159V238H160V240H159V238H158V236H156V238L154 237V235H155V231L156 230H163V232L164 233H168V231L166 230V232L164 231L165 229H163V228H157V226L156 225H154V222L152 221L153 220V216L158 212V211H160L161 212V210H162V206H160L159 205V203H162L161 205H163V202H164V197L166 196V200H168L169 198L167 197V195H163V193H160V194H162L163 196H162V199H161V197H159V196H157L158 194L155 192V194H157V195H155V194H153V193H151L150 195L152 196V194L153 195H155V196H147L148 198H145L143 201H142V203H141V209H139L140 211L138 212V211H136V209L134 208L133 210H131L133 207H131V206H135L136 207V204H134V201H135V203H136V201H138L139 199H135L136 197H139L140 196V194L139 193H137L136 191H124L122 194L121 193H117V192H119L118 190H116V192H115V190H111L109 193H111V194H109L108 192H102V193H99V194H95L94 196H92L91 194L92 193H89V192H87V191H82V189H79L80 191H81V193L79 194V193H77V195H78V197L76 198V199H74V198H72L73 197V193H71L72 192V190L71 189H69L70 187H68L69 186V183H70V178H71V175H70V172H73L72 171V169H71V171H70V169H69V167H68V169H66L67 168V165L68 166H71V163H70V160L69 159H71V158H64L62 155H57V156H54V154H53V151L51 150H49V149H52V148H50L51 146V142L47 139V138H43V139H41V137H42V134L40 133H33V132H37V130L35 131V129H32L30 132L28 131V132H26L27 130H22V129H20V128H17V134L18 133H21V135L20 134H16V132L13 134V132H12V130H14L13 128H15V127H11V131H9V132H12V133H9L8 134V132H7V129ZM15 130H16V128H15ZM18 130H21V131H18ZM23 131H24V135H26V134H28V135H31L30 136V138H32L33 136V138L32 139H29V137L28 138H22L21 136H22V133H23ZM248 132L250 131V129L249 130H247ZM255 129L253 130V131H250L249 133H251V134H249L250 136H252L253 134H255V132H256V134L257 133H259V132H257V130L255 131ZM263 131H264V129H263ZM263 131H261V135H260V141H259V144H261V146H259V144L257 143L258 142V140H257V144L255 143V145L254 144H252V148H253V152H254V156H257L258 155V158H259V161L263 158V156H264V148L262 147V145H263V141H264V139L261 141V139L264 137L263 136V134H262V132ZM3 132H5V134H6V136H5V134L3 133ZM7 132V133H6ZM96 132L99 134L100 132H102V131H97L96 130ZM26 133V134H25ZM31 133V134H30ZM96 133V137L97 138H101V142H106V143H108L107 145H106V147H108L107 149L108 150H105L106 148H105V146H102V144H101V146H98V152H100V154L99 155H101V154H103V152L105 153V155H104V157L103 158H106V160H107V158H108V161L109 160H111L112 162L114 161V159H115V156L118 154V153H120V152H122V153H120V154H122V155H126V152L125 151H123V150H121L120 151V149L118 148V147H116V145L115 144H113V142H112V139H111V135L110 134H106V133H100L99 135ZM264 133V132H263ZM4 134V135H3ZM10 134H12V135H10ZM33 134V135H32ZM38 134V135H37ZM102 134V135H101ZM255 134V135H256ZM20 135V136H19ZM40 135V137L38 138V136ZM108 135H109V138H108ZM258 135V134H257ZM257 135L255 136L256 137V139L258 138L257 137ZM9 136H11V137H9ZM15 136V137H14ZM16 136H17V138H19V139H23V144H24V146H27L26 145V142H28L29 143V145L30 146H28V148L30 147H32L33 149H34V147L33 146H35V144H36V142H38V141H40V143H37L36 144V146H35V148H36V150H34V153L32 154V155H35V154H37V152L38 151H40L39 152V154L40 153H42V155L41 156H43L44 155V157H45V155H47L46 153H48L49 151L50 152H52V153H50L49 155H52L53 154V156L54 157H59V158H55V159H57V160H61V164H62V158H63V160L65 159H67L66 161L64 160L63 162H66L65 164H62V165H59V166H57V168H55L57 171L59 170V168L62 170V168H64V169H66L64 172H63V174H61L62 173V171L64 170H62L61 172H59V174H58V172L57 171H54V168H52V171L53 172H57V173H53L52 171H50V170H48V172H47V169H45V167H46V165L44 166V169H43V166L42 167H40V172H42L43 171V174L41 173V175H40V177H39V175H36V174H38V173H40V172H37L36 170H35V174L34 173H32V172H34L33 171V169L31 168V170H30V172H29V170H28V168L30 169V166L28 167V165H29V163H31V162H29V160L28 159H25L26 160V162H25V160H24V158H26L27 157V153H24L26 150V152H28L29 150H30V148L29 149H26V147H24L23 146V144H21V142H22V140H19L20 142H17V141H15V140H18V139H16ZM102 136V137H101ZM14 139H13V138ZM36 137V138H35ZM44 137V136H43ZM107 137V138H106ZM254 137V136H253ZM4 138V139H3ZM7 138V139H6ZM8 138H9V140H8ZM13 140H12V139ZM11 139V140H10ZM25 139V140H24ZM34 139H36V142H35V140ZM105 139H107L106 141H105ZM3 140H5V141H3ZM30 140H33L34 142L32 143ZM43 142H42V141ZM10 141V142H9ZM12 141V142H11ZM13 141H15V142H17V143H19V144H14L16 147L19 145V146H21V148L19 149V146L16 148V147H14L15 149H19V150H21L22 149V146L25 148H23L22 150L24 151V152H22V153H20V151L18 152V150L16 151L17 153H15L14 151V148L11 146V144L12 143H15V142H13ZM26 141V142H25ZM110 141H111V143L113 144V145H115L114 147H113V145L111 146L110 144ZM2 142H4V143H2ZM31 142V143H30ZM48 142H50L49 144L50 145H48L47 143ZM2 143V144H1ZM7 144V143H10V146L12 147H10V146H6V145H4V144ZM27 143V144H28ZM43 144L44 145V143H45V147H47L48 149V151H45V148L43 147V145H39V144ZM3 145V146H2ZM13 145V144H12ZM13 145V146H14ZM46 145H48V146H46ZM110 145V146H109ZM253 145H254V147H253ZM41 148H39V147ZM50 146V147H49ZM249 146L250 147H248V146H246L245 145V147L243 148L244 149V152H245V150H246V148H251V142H250V144H249ZM255 146L257 147V148H261V149H257L256 148V150L257 151H259L260 150V152L259 153H257V151L255 150L254 151V149H255ZM4 147L6 148L5 150H4ZM110 147V148H109ZM116 147V148H115ZM40 149V150H38L37 151V149ZM99 148H102V149H99ZM112 148V149H111ZM262 148H263V150H262ZM10 149V150H9ZM33 149L32 150H30L29 152H31V151H33ZM44 149V150H43ZM104 149V151H102ZM109 149H111V151L109 150ZM115 149H117V150H115ZM251 150H248L247 149V151L246 152H248V153H246L245 152V154H244V152H243V154H244V156L243 157H245L244 159H242V163H244V161L243 160H245L246 161V158L249 160H252V159H254L255 157L253 156V152L251 151ZM12 152V155H11V152ZM35 151H37V152H35ZM41 151H45V152H41ZM117 151V152H116ZM120 151V152H119ZM57 152V151H56ZM107 152H109V153H107ZM251 153V156H250V153ZM255 152L257 153V154H255ZM4 153H7V155H8V153H9V155L10 156H8L7 157V155L5 156V154ZM19 153H20V155L21 154H23L24 153V155H25V157L23 156V155H19ZM43 153H45V154H43ZM54 153H55V151H54ZM108 155H107V154ZM4 154V155H3ZM13 154H15L14 156H13ZM17 154V155H16ZM56 154V153H55ZM60 154H61V152H60ZM109 154H112V155H110L109 156ZM246 154H248V156H250L249 158H248V156L246 155ZM38 155V154H37ZM20 156V157H19ZM41 156H36L37 158L39 157H41ZM52 156V157H53ZM61 156V157H60ZM108 156V157H107ZM112 156V157H111ZM10 157V158H9ZM13 157V158H12ZM16 157V159L17 160H13L14 158ZM47 157H49V156H46V158ZM51 157V156H50ZM53 157V158H54ZM99 157V158H98ZM98 157H96V159H94L95 160V162H93L94 164H96L97 162V160H99L100 159V157L101 156H98ZM242 157V158H243ZM5 158H7V159H11V161H12V167H13V171H11V173H6V172H8V171H6V169H5ZM22 158V159H21ZM46 158H43V162H44V160L46 159ZM98 158V159H97ZM113 158V159H112ZM21 159V160H20ZM257 159V158H256ZM264 159V158H263ZM262 159V160H263ZM4 162H2V161ZM101 160V159H100ZM100 160H99V163H97V165H94V164H92V165H94V167L95 168H98L100 165ZM249 160V161H250ZM255 160V159H254ZM258 160V159H257ZM110 161V162H111ZM259 161H257V162H259ZM264 161V160H263ZM263 161H261L262 163H263ZM2 162V163H1ZM21 162H23V163H21ZM199 162V161H198ZM198 162H196V164H200L199 166L200 167H198V165H197V178L198 177H200V178H206L207 176H209L210 177V175H211V177L212 176H214V175H217L218 173H219V171H221L222 172V170L224 171H226L227 173H230V172H228V171H230L231 170V167H232V165H228V164H226L224 161V164L226 165H224V169H222L223 167V164L222 163H220L221 161H217V162H214V168H211V170H209V172H211V173H214V172H217V169H218V173L216 174V173H214L213 175L210 173V175H207V173H205V174H202V172H204L203 171V169L201 168V166H202V164H201V161L198 163ZM247 162V161H246ZM246 162H245V164H246ZM256 162V164H258ZM28 165H27V164ZM216 163V164H215ZM231 163H235V162H231ZM230 163V164H231ZM241 162H239L238 163V165H240L241 164V166H240V168H239V166H237V162L235 163V165L238 167V171H237V168H235V165L232 167V171H233V168H235L236 169V172H242V171H244L243 169H242V164ZM254 163V162H253ZM4 164V165H3ZM20 165L19 167L17 166V168L19 169H17L14 165ZM70 164V165H69ZM87 162L85 163H82V165H81V167H80V170H79V172H73V176H72V178L71 179H73L74 180V178H75V180H74V183H75V181H77L75 184L76 185H79L78 183H80V181L81 180H83V181H81V183H82V185L83 184H85V181L84 180H86L84 177L86 176L85 174H86V172H89L90 171V169H91V167H92V165H89L88 167H87ZM222 164V165H221ZM255 164V163H254ZM254 164H251V162H250V165H249V163H247V165L249 166V167H251V165H253L254 166ZM264 164V163H263ZM24 166V169H22V167ZM27 166V169H26V166ZM43 165V164H42ZM86 165V166H85ZM230 166V167H228V166ZM246 165V167H244V168H247L248 166ZM245 166V165H244ZM256 167H257V165H255ZM261 166H263V165H261ZM21 167V168H20ZM31 167H32V165H31ZM62 167V168H61ZM89 167H90V169H89ZM213 167V166H212ZM221 167V168H220ZM226 167V168H225ZM249 167H248V169H247V174L246 175H250V173H251V171H253L254 169V167H252V169L253 170H251V171H249L250 173H248V170H249ZM256 167H255V169H256ZM264 167V166H263ZM4 168V169H3ZM41 168H42V170H41ZM46 168H48V167H46ZM86 168H88V170L86 169ZM220 168V169H219ZM230 169V170H227V169ZM258 168V167H257ZM260 168V167H259ZM49 169V168H48ZM212 169H214V172H213V170ZM215 169H216V171H215ZM222 169V170H221ZM235 169H234V171H235ZM239 169H242V171H239ZM251 169V168H250ZM261 169H262V167L260 168V169H257V170H260L261 171ZM5 170V172H3ZM21 170V172H18V171H20ZM27 170H28V175L26 174V172H27ZM38 171H39V169H37ZM44 170H46L45 172H46V175L48 176V174L50 173H53V174H49L50 176H48V178H52V180H49L48 178H45L46 177V175H45V172H44ZM85 170H87V171H85ZM50 171V172H49ZM67 171H69L68 172V174L66 173L65 174V172H67ZM123 171V172H122ZM232 171H231V175L233 174L232 173ZM255 171V170H254ZM264 171V170H263ZM12 172H14V173H12ZM25 172V173H24ZM83 172H85V174L83 173ZM119 172H121V174L123 173V175L126 173V171L125 170H123L122 168H121V171L119 170ZM125 172V173H124ZM208 172V171H207ZM245 172H246V170L242 173V174H244L245 175ZM256 172V171H255ZM3 173V174H2ZM4 173H6V174H4ZM48 173V174H47ZM98 174V172H95V174H94V176H96L97 174ZM157 173H161V172H158V170H157ZM224 173V172H223ZM260 173H262V172H260ZM260 173H257V174H259L260 175ZM12 174H13V177H12ZM26 176H25V175ZM34 174V176H36L35 178H33L34 176H32ZM61 174V175H60ZM78 174V175H77ZM83 174V175H82ZM202 174V175H201ZM222 173H220V175H221ZM224 174H226V173H224ZM235 174V176L233 175V177H236V173H234ZM254 173L252 172V176H256V175H253ZM4 175V176H3ZM8 177H7V176ZM24 177H23V176ZM29 175H30V177H29ZM57 175H58V177H57ZM65 175V176H64ZM70 175V176H69ZM77 177V179H76V177ZM79 175L82 177H79ZM98 175H100V177L98 176ZM97 176H98V178L97 177H95V180L96 179H98L99 180V178H101V174H98ZM111 175V176H110ZM109 176H110V178L112 177V174H110ZM126 175V174H125ZM198 175H200V176H198ZM204 175V176H203ZM239 175V174H238ZM237 175V176H238ZM241 175V174H240ZM244 175H242L241 177L244 179L245 178V176ZM251 175H250V177H251ZM263 175H264V173H263ZM18 176V177H17ZM28 176V177H27ZM41 176L43 177L42 179H43V181L41 180ZM203 176V177H202ZM206 176V177H205ZM224 176H226L227 177V174L226 175H223V177ZM229 176V175H228ZM258 176V175H257ZM256 176V177H257ZM24 179H23V178ZM25 177H27V178H25ZM38 177H39V181H38ZM56 177L58 178V179H56ZM66 177V178H65ZM74 177V178H73ZM162 177H163V175H162ZM208 177V178H209ZM216 177H221V176H216ZM216 177H214V178H216ZM246 177H248L249 178V176H246ZM260 177V176H259ZM16 178H17V180H16ZM32 178V179H31ZM47 180H45V179ZM67 178H69V180H67ZM81 178V179H80ZM165 178V177H164ZM207 178V179H208ZM213 178V177H212ZM225 178V177H224ZM224 178H222V179H224ZM230 178H232V177H230ZM230 178H227V180H229ZM253 178V177H252ZM258 178V177H257ZM11 179V180H10ZM16 181H15V180ZM25 179H27V180H25ZM30 179V180H29ZM33 179H35V180H33ZM53 179H55L54 181H56V183H57V185H53V188L55 187V189H53L51 186V184H53ZM61 179H62V182H61ZM113 179V178H112ZM163 179V178H162ZM199 179V178H198ZM222 179H220V180H222ZM233 179V178H232ZM230 180V181H232V184H238V183H235V182H233V180H236V178H234L233 180ZM238 179V178H237ZM243 179H240V180H243ZM5 180V181H4ZM13 180V181H12ZM19 180H21V181H19ZM48 180H49V182L51 183V184H49V182H48ZM57 180H60L59 182L57 181ZM80 180V181H79ZM111 180V179H110ZM166 180V179H165ZM164 180V181H165ZM195 180H196V178H195ZM201 180V179H200ZM204 180L205 179H203V182H204ZM213 181L214 182V180H215V184H216V180L217 179H214V180H212L211 178L209 179V181ZM247 181H249V180H251L250 178L249 179H246ZM246 180H244V182H247ZM252 180H256L257 181V179H252ZM252 180L250 181V182H248L249 184L252 182ZM259 180H261L260 182H262V179H258V181H257V183H259ZM264 180V179H263ZM4 181V182H3ZM10 183H9V182ZM28 181V182H27ZM36 181L38 182V183H36ZM45 181H46V183H45ZM69 181V182H68ZM97 181V180H96ZM206 182H208V180H205ZM218 181H219V179H218ZM226 181V180H225ZM256 181H255V183H256ZM13 182V183H12ZM18 184H17V183ZM21 182V183H20ZM25 182V183H24ZM33 182H35V183H33ZM67 182H68V185H67ZM199 182V181H198ZM201 182H202V180H201ZM224 181L222 180L221 181V185H223L222 183H223ZM227 182H229V181H226L225 182V184H227ZM243 182V181H242ZM243 182V183H244ZM4 183V184H3ZM28 183V184H27ZM32 183L35 185V186H33L32 185ZM41 183V184H40ZM48 183V184H47ZM55 183V182H54ZM63 183V184H62ZM80 183V184H81ZM196 183V182H195ZM205 183V182H204ZM209 183V182H208ZM256 183V184H257ZM16 184V185H15ZM197 184V183H196ZM199 184H200V182H199ZM203 184V183H202ZM214 184V185H215ZM219 184V182H218V184H216L215 185V187L216 186H218V185H220ZM229 185H230V182L228 183ZM245 184V183H244ZM249 184L248 185H244V186H249ZM263 184V183H262ZM262 184H259L260 185V187H261V185ZM7 185V186H6ZM9 185H10V187H9ZM12 185V186H11ZM42 185V186H41ZM44 185V186H43ZM46 185H48V187L46 186ZM50 185V186H49ZM63 185V186H62ZM64 185H66V186H64ZM207 185V183L205 184V185H199V186H206ZM211 185V184H210ZM240 185V184H239ZM238 185V186H239ZM251 186H252V184H250ZM258 185V186H259ZM264 185V184H263ZM263 185H262V187H263ZM16 186H18L17 188L18 189H16ZM29 186V187H28ZM38 188H37V187ZM56 186L59 188V190H61V191H59L58 189H56ZM198 185L196 186V188L197 187H199ZM208 187H209V185H207ZM212 186H213V183H212V185H211V190L213 191L214 189H215V191H217V189L218 188H220L221 186H219L217 189L214 187L213 189H212ZM232 186V187H231ZM230 186V188L228 187V186H226V192L227 191H229L230 192V190H232L231 188H233V190H240L242 187L241 186H243V185H241L240 186V188H237L236 187V189H234V187H233V185H231ZM244 186H243V188H244ZM255 185H254V182H253V186L251 187V188H253ZM12 187H13V189H12ZM66 187H68V189L66 188ZM208 187H206V189H204V191L205 190H207V189H209ZM228 187V188H227ZM255 187H257V186H255ZM254 187V188H255ZM261 187V188H262ZM8 188V189H7ZM30 188V189H29ZM37 190V191H34L35 189ZM40 188H41V190L42 191H44L45 192V195H44V192H42L41 190H40ZM63 188V189H62ZM195 188V189H196ZM221 188H224L223 186L221 187ZM247 188V187H246ZM252 189V192L254 191V193H256L255 192V189ZM258 188V187H257ZM14 189H15V191H14ZM20 189H21V191H20ZM29 189V190H28ZM33 189V190H32ZM38 189H39V191H38ZM46 189H49V190H47L46 191ZM67 189V190H66ZM200 189V188H199ZM198 189V190H199ZM228 189H230V190H228ZM260 189V188H259ZM263 190H264V187L262 188ZM7 190V191H6ZM25 190H27V191H25ZM53 190V191H52ZM56 190V191H55ZM60 192H58V191ZM201 190H203V187L201 188ZM201 190H199L200 192H202ZM210 190V189H209ZM208 190V191H209ZM221 189H219L218 190V193L220 194V191ZM236 190V191H237ZM246 190V189H245ZM248 190H250V187H249V189ZM257 190V189H256ZM263 190H261L260 189V191L262 192ZM5 191V192H4ZM20 191V192H19ZM30 191V192H29ZM32 191H34V192H32ZM41 191V192H40ZM62 191H63V193H62ZM64 191H66V192H64ZM68 191V192H67ZM80 191H78V192H80ZM193 191H195L194 189L192 190V192ZM204 191H203V193H204ZM208 191H206L205 192V194L206 193H209ZM215 191H213L212 192V194H213V199H214V192ZM222 191H223V189H222ZM222 191H221V193H222ZM225 191V190H224ZM223 191V192H224ZM241 191V190H240ZM35 192H37V193H35ZM48 192V193H47ZM50 192V193H49ZM54 192V193H53ZM87 192V193H86ZM128 192H130V194L128 193ZM197 192V191H196ZM196 192L195 193H193V194H195V195H197L196 194ZM225 192V196L226 195H228L229 194V192L228 193H226ZM235 192V191H234ZM234 192H233V194H234ZM239 192V191H238ZM238 192H237V194H238ZM241 192H244L243 190L241 191ZM259 192V191H258ZM26 193H27V195H28V197H27V195H26ZM52 193V194H51ZM60 194L59 196H58V194ZM118 195H122L123 197H125L124 198V200L122 199L121 201L120 200H118V197H116L117 196V194ZM126 193V194H125ZM132 193V194H131ZM136 193V194H135ZM218 193H216V196H217V194ZM236 193V192H235ZM245 193V197L243 196V194L242 193H239V194H241L242 196V198L244 197V198H246V199H243V204H241V206H243L244 204H247L248 202H247V199H249V198H247V197H249V196H246V195H248V193H251V191L250 192H244ZM247 193V194H246ZM262 193H264V191L262 192ZM30 194V195H29ZM36 194V195H35ZM41 194H42V196H43V199L41 198L42 196H41ZM54 194V195H53ZM56 194V195H55ZM66 194H69V195H66ZM103 194H105V195H103ZM108 194V195H107ZM115 195V196H112V195ZM124 194V195H123ZM135 194V195H134ZM184 194V193H183ZM187 195H188V193H186ZM192 194V193H191ZM190 193H189V195L188 196H190L191 195ZM200 194L202 195V193H199V196H200ZM211 194V192H210V195H212ZM237 194H234L233 196H235V195H237ZM238 194V195H239ZM256 194H258V198H259V194H260V192L259 193H256ZM21 195V196H20ZM35 195V196H34ZM62 195H66V196H62ZM71 195H72V197H71ZM97 195V196H96ZM104 196L106 199H108V202H109V206H108V211L109 212H111L110 213V215L108 214V215H106V214H104L105 212H104V210L101 212V207H102V205H101V203H99V201H98V197L99 196ZM139 195V196H138ZM210 195H205L207 198H203V201L200 199H198L199 198V196H197L198 198H197V200H199V201H202V202H204V203H202V204H204V205H206V207H205V209L206 208H208L207 207V204H209V202L208 201H210L211 199L210 198H212V197H210ZM222 195H224V194H222ZM221 194H220V196H222ZM230 195H231V193H230ZM264 195V194H263ZM39 196V197H38ZM56 196V197H55ZM65 197L64 199H62L61 197ZM68 196V198H66ZM81 196V197H80ZM87 196V197H86ZM109 196V197H108ZM158 197V199H157V197ZM174 196H176V195H174ZM184 198H183V197ZM180 195V197H182L183 199H185V201H188V200H186L187 198H186V195L184 194V195ZM187 196V197H188ZM210 198H209V197ZM224 196V198L226 199V197ZM232 196V195H231ZM233 196L231 197V200H232V198H233ZM251 196H255L256 197V195L254 194V195H252L251 194ZM261 196V195H260ZM32 197V198H31ZM36 197H38V198H36ZM113 197H115V198H113ZM130 197V198H129ZM172 197V196H171ZM179 197V196H178ZM180 197H179V199H180ZM192 197H194L193 195H191L190 196V200H193V198ZM201 197V196H200ZM203 197H204V194H203ZM223 197V196H222ZM237 197V196H236ZM240 197V196H239ZM252 197V198H253ZM262 197V196H261ZM260 197V198H261ZM39 198H41V199H39ZM46 198V199H45ZM47 198H49L48 200H47ZM72 198V199H71ZM80 198V199H79ZM82 198V199H81ZM84 198V199H83ZM86 198V199H85ZM92 198V199H91ZM159 198H160V200H159ZM175 198V197H174ZM192 198V199H191ZM218 198V197H217ZM217 198H215V200L217 199ZM228 198V197H227ZM252 198H250V199H252ZM257 198V197H256ZM258 198H257V200L256 201H258ZM5 199V200H4ZM29 199V200H28ZM37 199V200H36ZM39 199V200H38ZM57 199V200H56ZM126 199H130V200H126ZM171 199V198H170ZM178 199V198H177ZM176 199V200H177ZM178 199V201H176V202H179V201H184V200H179ZM194 199H195V197H194ZM218 199H220V198H218ZM217 199V200H218ZM225 199H222L223 200V202H222V204L224 203V202H227V200H225ZM236 199H238V198H236ZM236 199H233V200H236ZM240 199V198H239ZM1 200H3V201H1ZM7 200V201H6ZM42 200V201H41ZM51 200V201H50ZM60 200H62V202L60 201ZM88 200H90V201H88ZM93 200V201H92ZM94 200H95V202H94ZM133 200V201H132ZM159 200V201H158ZM216 200V201H217ZM221 200V199H220ZM230 200V199H229ZM228 200V201H229ZM232 200V201H233ZM244 200L246 201V203L244 202ZM264 200V199H263ZM6 201V202H5ZM9 201V202H8ZM26 201V202H25ZM30 201V202H29ZM41 201V202H40ZM64 201H65V203H64ZM74 201V202H73ZM79 201V202H78ZM87 201H88V203H87ZM97 201V202H96ZM163 201V202H162ZM194 201V200H193ZM192 201V202H193ZM199 201H198V205H201V203L199 204ZM215 201V202H216ZM236 201H239V200H236ZM249 201V200H248ZM253 200H251V202H252ZM14 202V203H13ZM114 202H117V203H115L116 204V208H117V206L120 208H117V210H116V208H114L115 206V204H114ZM123 202H124V204H123ZM130 204H129V203ZM150 204H149V203ZM172 202V201H171ZM170 201H169V204L171 203ZM175 202V201H174ZM175 202V203H176ZM191 202V201H190ZM190 202H187V203H189V205H191V203ZM212 201H210V203H211ZM214 202V201H213ZM218 203H219V201H217ZM241 202V201H240ZM253 202H255V200L253 201ZM260 202H261V199H260ZM30 203V204H29ZM34 203V204H33ZM45 203H46V205H45ZM54 203V204H53ZM63 205H62V204ZM79 203V204H78ZM92 203V204H91ZM96 203H98L97 205H98V208L97 207H95V204ZM158 203V204H157ZM195 203H197V201L195 202ZM205 203H207V204H205ZM221 203V202H220ZM228 203V202H227ZM234 203V202H233ZM232 202L231 203H228L229 204V206H232L231 204H233ZM256 203V202H255ZM258 203V202H257ZM256 203V204H257ZM263 203H264V201H263ZM263 203H261V205L263 206L264 204ZM9 204V205H8ZM12 204V205H11ZM44 204V206H42ZM70 206H69V205ZM88 204V205H87ZM99 204H100V206L101 207H99ZM118 204V205H117ZM123 204V205H122ZM126 204V205H125ZM130 206H129V205ZM139 204H140V201H138V207H139ZM144 204H146V207H145V205ZM149 204V205H148ZM165 204V203H164ZM180 204V203H179ZM178 204V205H179ZM184 205V207L186 208V206H185V204L186 203H181V205ZM215 204V203H214ZM214 204L212 203V206H211V204H210V206L211 207H214ZM222 204H220V205H222ZM225 205H226V203H224ZM251 203H248L247 204V209H248V211H247V209H245V207H244V209H245V211H247L246 212V214L245 215H248L247 217L248 218H250L249 217V215L250 216H252V214H253V212H252V214L250 213L251 212V210H252V206L250 205ZM6 205V206H5ZM14 205V206H13ZM38 205V206H37ZM47 205H48V207H47ZM58 205V206H57ZM69 206V208H68V206ZM75 205V206H74ZM80 205V206H79ZM87 205V206H86ZM96 205V206H97ZM159 205V206H158ZM174 205L175 204H173L172 206L174 207ZM176 205H177V203H176ZM180 205V206H181ZM195 205V208H198L199 206H197L196 204H194ZM194 205H193V207H194ZM224 205V206H225ZM234 205H237V202H236V204H233V206ZM239 205V204H238ZM258 205H260V204H258ZM7 206H10V207H8L7 208ZM51 206V207H50ZM60 206V207H59ZM62 206H63V208H62ZM72 206V207H71ZM89 206V207H88ZM113 206V207H112ZM124 206V207H123ZM127 206V207H126ZM165 206H168V205H165ZM164 206V207H165ZM170 206V205H169ZM168 206V208H171V207H169ZM197 206V207H196ZM201 206H203V205H201ZM200 206V207H201ZM210 206H209V208H210ZM216 206H219V204L217 205L216 204ZM223 206V205H222ZM223 206V207H224ZM226 207V209H225V207L223 208L222 207V209H225V210H223V212H222V214L220 213V215H219V217H216V219L218 218V220H215L217 223H218V225H217V227H219V225H220V230H222V227L225 225L224 224V222L226 221V219H227V223H228V219L229 218H227V216L229 217V215H231V214H233L234 212H239L240 211V213H241V211L243 212L244 210H239V208L238 207H235V208H238V209H236V210H234L233 209V206L232 207ZM244 206H246V205H244ZM17 207V208H16ZM38 209H37V208ZM50 207V208H49ZM65 207V208H64ZM86 207V208H85ZM126 207V208H125ZM131 207V208H130ZM138 207H136V208H138ZM145 207V208H144ZM149 207V209H147ZM157 207V208H156ZM161 209H160V208ZM173 207L171 208V211H170V209H169V211H168V213L169 212H171V214H169V215H167L168 217L170 216V215H172L173 214V212H172V209H173ZM177 206H175V208H176ZM190 207V210H189V212L191 211V206H189ZM199 207V208H200ZM219 207H221V206H219ZM219 207H218V209H219ZM258 207V206H257ZM255 208V209H258V208ZM260 207V210H261V206H259ZM12 210L13 209V211H11L10 209ZM44 210H43V209ZM84 208V209H83ZM94 209V212L96 211V217H95V215L93 214L94 212H93V209ZM112 208H113V210H112ZM124 208V209H123ZM160 210H159V209ZM180 208V207H179ZM182 209H183V207H181ZM187 208H188V206H187ZM194 208V209H195ZM202 208V207H201ZM200 208V209H201ZM232 208V209H231ZM264 208V207H263ZM59 209V210H58ZM60 209L62 210V211H60ZM69 209V210H68ZM82 209V210H81ZM85 209H86V211H85ZM92 211H91V210ZM100 211H99V210ZM126 209V210H125ZM128 209V210H127ZM130 209V210H129ZM155 209V210H154ZM202 209H204V208H202ZM201 209V210H202ZM205 209H204V211H205ZM213 209V208H212ZM209 210V209H207V211L209 210V211H211L210 213H211V215L213 214L212 213V211L213 210ZM217 209V210H218ZM221 209V208H220ZM9 211V214H8V211ZM29 210H31V211H29ZM51 210H53V211H51ZM56 210H57V212H56ZM66 210V211H65ZM76 210V211H75ZM87 210H89V211H87ZM112 210V211H111ZM120 210V211H119ZM136 211V212H138V213H136V212H133V211ZM152 210L153 211H156V212H152ZM165 211L167 210V209H164ZM176 210V209H175ZM177 210H179V209H177ZM215 210V209H214ZM232 210H234V211H232ZM239 210V211H238ZM259 210V211H260ZM262 210H264V209H262ZM261 210V211H262ZM13 212L12 214H11V212ZM19 211V212H18ZM37 211H38V213H37ZM43 211H45V213H43ZM64 211V212H63ZM114 211V212H113ZM117 211V212H116ZM118 211H119V213L121 214L122 212H124L125 211V213H129L130 214V218H132V216L131 215H134V216H136V217H138L135 221H134V218H132L131 220H126V219H124V217L122 216V218H121V216L119 215V214H117L118 213ZM146 214V212H147V215H145L143 212ZM149 211L151 212L150 214H149ZM184 211H186V210H183V211H181L182 213H184ZM193 211V210H192ZM196 211V210H195ZM197 211H198V209H197ZM196 211V212H197ZM208 211V212H209ZM224 211H225V213H224ZM233 212V213H231V212ZM252 211H254V212H256L255 210H252ZM259 211L257 210V212L259 213ZM6 212V213H5ZM17 214H16V213ZM40 212H41V215H40ZM71 212H73V216H74V219H73V221H69L68 222V215H69V213H71ZM84 212V213H83ZM92 212V213H91ZM97 212H99V213H97ZM131 212H133V213H131ZM163 212V211H162ZM179 212H180V210H179ZM180 212V214H182ZM187 212V216H188V211H186ZM194 212V211H193ZM214 212H216V211H214ZM218 212V211H217ZM256 212V213H257ZM262 212H264V211H262ZM21 213V214H20ZM30 213V214H29ZM56 213V214H55ZM63 213V214H62ZM68 213V214H67ZM102 213V214H101ZM113 213V216L111 215ZM136 213V214H135ZM140 213H142V214H140ZM154 213V214H153ZM164 213H166V212H164ZM175 213H177V211L175 212ZM200 213V212H199ZM203 213H207L206 211L205 212H202V214ZM210 213H208V214H210ZM231 213V214H230ZM8 214V215H7ZM39 214V215H38ZM44 214V215H43ZM53 214V215H52ZM55 214V215H54ZM78 214V215H77ZM80 214H82V215H80ZM91 214H93L94 215V217H92L91 216ZM98 214V215H97ZM99 214L101 215L100 216V218H97L98 216H99ZM124 213H122V215H123ZM138 214V215H137ZM140 214V215H139ZM167 214V213H166ZM179 214V213H178ZM177 214V215H178ZM191 213H189V215H190ZM229 214V215H228ZM261 214L262 213H260L259 215L261 216ZM13 215V216H12ZM49 215V216H48ZM51 215H52V218H50L51 217ZM58 215V216H57ZM90 215V216H89ZM115 215V216H114ZM144 215V216H143ZM152 217H151V216ZM176 215V216H177ZM182 215H184V214H182ZM194 215V214H193ZM199 215V214H198ZM201 215V214H200ZM211 215L210 216H208V217H211ZM215 215V214H214ZM214 215H212L213 217H214ZM237 215H241V214H237ZM243 215V214H242ZM256 215V214H255ZM254 215V216H255ZM258 215V214H257ZM263 215H264V213H263ZM110 216H112L111 218H110ZM120 216V217H119ZM147 216V217H146ZM150 216V217H149ZM174 216H175V214H174ZM195 218H197V215L195 214ZM204 216H207L206 214L204 215ZM233 216L234 217H236L235 216V214H233ZM233 216H231V217H233ZM44 217V218H43ZM89 217H92V218H94V219H92L91 221H89L90 219H89ZM101 217H103V218H101ZM144 217H145V219H144ZM173 217V216H172ZM178 217V216H177ZM183 217V216H182ZM185 217V216H184ZM189 217V216H188ZM188 217H187V219H188ZM191 217H192V215H191ZM202 220H208L209 221V219L207 218V217H205L206 219H203L204 217L202 216H199ZM198 217V218H199ZM242 217V216H241ZM258 217V216H257ZM257 217H256V219H257ZM264 217V216H263ZM263 217H258V220L256 221V220H252L251 218H250V221L248 222V224L247 225H249V223L251 222V221H253V222H251V227L249 226V228H250V230H251V233L252 232H255V227H258L257 229H256V232H258L257 230H259V231H261L262 229H261V226H262V228H263V226H264V224H261L262 222H260V221H264V218ZM31 218V219H30ZM57 220H56V219ZM86 218H87V220H86ZM97 218V219H96ZM117 218V219H116ZM146 218H150V220L149 219H146ZM167 218V217H166ZM165 218V219H166ZM174 218V217H173ZM181 218V217H180ZM193 218V217H192ZM192 218H191V220H192ZM195 218H193V219H195ZM60 219V220H59ZM80 219V220H79ZM96 219V220H95ZM138 219H140L138 222H137V220ZM168 219V218H167ZM169 219H171L170 217H169ZM169 219L168 220H163V222H171V221H169ZM177 219V218H176ZM179 219V218H178ZM190 219V218H189ZM200 219V220H201ZM215 219V218H214ZM213 219V220H214ZM232 218H230L229 219V221L231 220ZM234 219V218H233ZM241 219H243L244 221L245 220H249V219H244V218H241ZM255 219V218H254ZM8 220V221H7ZM39 220V221H38ZM50 220V221H49ZM67 220V221H66ZM116 220V221H115ZM123 220V221H122ZM149 220V221H148ZM172 220V219H171ZM174 220V219H173ZM183 220H184V218H183ZM186 220V219H185ZM196 220V219H195ZM194 220V221H195ZM211 220V219H210ZM235 220H238V218L236 219L235 218ZM13 221V222H12ZM26 221V222H25ZM62 221V222H61ZM114 221V222H113ZM134 221V224L132 223V222ZM142 221H143V223H142ZM146 223H145V222ZM187 222H189L188 220H186ZM186 221H185V223H186ZM239 221H242V220H239ZM243 221V222H244ZM3 222V223H2ZM8 222V223H7ZM10 222V223H9ZM17 222H19V225H18V223ZM23 222V223H22ZM65 222V223H64ZM100 222V223H99ZM104 222V223H103ZM122 224H121V223ZM125 223V225H124V223ZM150 222V223H149ZM175 222H176V220H175ZM180 222V221H179ZM178 222V223H179ZM192 222H193V220H192ZM195 222H197V221H195ZM199 222V221H198ZM197 222V223H198ZM201 222V221H200ZM210 222V221H209ZM225 222V223H226ZM230 222H232V221H230ZM234 222V221H233ZM232 222V225L234 224ZM242 222V223H243ZM246 222V223H247ZM260 222V223H259ZM14 223V224H13ZM21 223V224H20ZM44 223V224H43ZM50 223V224H49ZM57 225H56V224ZM130 224V226L128 225V224ZM165 223H162V226H163V224L164 225H166ZM171 223H173V222H171ZM170 223V224H171ZM177 223V224H178ZM182 223H184V222H182ZM181 222H180V226H181V224H182ZM203 223V222H202ZM202 223H200V225L199 226H197V227H201L203 224ZM205 223L207 224L208 222H206L205 221ZM211 223H212V221H211ZM238 223V222H237ZM240 223V222H239ZM8 224V225H7ZM112 224V225H111ZM115 224H117V225H115ZM131 224H133L132 226H131ZM136 224H137V226H136ZM143 224V225H142ZM148 224L150 225V226H148ZM170 224H169V226H170ZM174 224H176V223H174ZM188 224V223H187ZM190 224H191V221H190ZM190 224H188V225H190ZM209 224V223H208ZM214 224V223H213ZM212 224V225H213ZM15 226V229L17 230H15L14 229V227L13 226ZM92 225V226H91ZM121 225V226H120ZM127 225V226H126ZM151 225H152V228H151ZM154 225V226H153ZM172 225V224H171ZM179 225H177L178 227H180ZM186 225V224H185ZM193 226H195L196 227V225L193 223L192 224ZM211 225V226H212ZM215 225V224H214ZM240 225H241V223H240ZM246 225V226H247ZM17 226V227H16ZM24 226V227H23ZM39 226V227H38ZM126 226V227H125ZM145 226V227H144ZM161 226V225H160ZM159 226V227H160ZM169 226H168V228H169ZM193 226H191V227H193ZM207 226V225H206ZM205 226V227H206ZM234 226V225H233ZM232 226V227H233ZM236 226V225H235ZM235 226H234V228H235ZM242 226H244V225H242ZM32 229H31V228ZM35 227V228H34ZM51 227V228H50ZM100 227H101V230H100ZM118 227V228H117ZM122 227V229H123V231L125 230L126 231V229H128L125 233L123 232V231H121V228ZM133 227H135V229H131V228H133ZM138 227V228H137ZM142 227V228H141ZM165 227V226H164ZM176 227V226H175ZM182 227H183V224H182ZM181 227V228H182ZM195 227H193L194 229H195ZM203 227V226H202ZM205 227H203V229L205 228ZM209 227H210V224H209ZM208 226L206 227L207 229L209 228ZM225 227V226H224ZM224 227H223V229H224ZM227 227H228V225H227ZM231 227V228H232ZM237 227H238V224H237ZM236 227V228H237ZM241 227V226H240ZM59 228V229H58ZM110 228V229H109ZM130 228V229H129ZM145 228V229H144ZM150 228H151V230H150ZM153 228H155V229H153ZM184 228V227H183ZM188 228V227H187ZM192 228V229H193ZM215 228V227H214ZM235 228V230H237ZM245 228V227H244ZM243 228V229H244ZM247 228V227H246ZM260 228V229H259ZM14 229V230H13ZM19 229V230H18ZM21 229V230H20ZM34 229V230H33ZM108 229V230H107ZM143 229H144V232H142L143 231ZM173 229H174V227H173ZM189 229V228H188ZM187 229V230H188ZM199 229H201V228H199ZM203 229H202V231H203ZM211 229H212V227H211ZM238 229H239V231H240V228L238 227ZM242 229V231H244ZM248 229V228H247ZM7 230V231H6ZM113 230V231H112ZM114 230H116V231H114ZM117 230L119 231V232H117ZM133 230V231H132ZM155 230V231H154ZM169 230H171V227H170V229ZM190 231H191V229H189ZM189 230L188 231H186V228H184V232L186 231L187 233L189 232ZM196 230V229H195ZM213 230V229H212ZM215 230H218V229H215ZM214 230V231H215ZM219 230V231H220ZM225 231H226V229H224ZM234 230V231H235ZM13 231H16V232H13ZM20 231V232H19ZM67 231V232H66ZM137 231V232H136ZM205 231V230H204ZM232 231H233V228H232ZM238 231V230H237ZM237 231H235V232H237ZM247 231V230H246ZM249 231V230H248ZM247 231V232H248ZM263 232H264V229L262 230ZM110 232V233H109ZM113 232V233H112ZM117 232V233H116ZM157 232V231H156ZM185 232V233H186ZM193 232V231H192ZM207 232H208V230H207ZM213 232V231H212ZM211 232V233H212ZM222 232H224V231H222ZM230 232V233H229ZM250 232V231H249ZM256 232L255 233H252L254 236H255V239L253 240V238L251 239L249 236L250 235H252V234H250L249 235V233H246L244 236H246L247 234V236H248V238H250L249 240V242L248 243H250L251 242V240H253V241H255L256 243H258L257 242V240L259 239V240H262V239H264V236H263V234H262V232H261V234L260 233H258V234H260V235H256ZM20 233V234H19ZM118 234V235H116V234ZM123 233V236H121V234ZM127 233V234H126ZM130 233V234H129ZM149 233H150V235H149ZM172 233V232H171ZM177 233V232H176ZM179 233V232H178ZM177 233V234H178ZM186 233V234H187ZM210 233V232H209ZM215 233V232H214ZM219 233H221V231L219 232ZM218 233V235H220ZM226 233H228V236H229V234L231 235V233H233V232H231V229L228 231V229H227V232ZM241 233H243L244 234V232H240L239 233V236H240V234ZM108 234V235H107ZM113 234V235H112ZM115 234V235H114ZM128 234H129V236H128ZM141 234V235H140ZM185 234V235H186ZM196 236H197V234L196 233H194ZM199 234H200V232H199ZM198 234V238L197 239H200L199 237H201L200 235H202V233L199 235ZM205 234H207L206 232H205ZM217 234V233H216ZM216 234H214L215 236H216ZM237 234V233H236ZM242 234V235H243ZM7 235V236H6ZM14 235V237H12ZM16 235V236H15ZM34 235H35V237H34ZM53 235V236H52ZM139 235V236H138ZM149 235V236H148ZM211 235V234H210ZM209 235V236H210ZM218 235H217V238H219L218 237ZM241 235V237L242 238H244L245 239V237H243ZM115 236V237H114ZM122 238H121V237ZM127 236V237H126ZM133 236V237H132ZM141 236V237H140ZM165 236H167L168 237V234L167 235H165ZM178 236V237H179ZM202 236H204V235H202ZM211 236H213V234L211 235ZM215 236H213L214 237V239H215ZM221 236V235H220ZM225 237H223V240H224V238L226 239L227 238V234L226 235H224ZM232 236V235H231ZM234 236V235H233ZM233 236H232V238H233ZM22 237V238H21ZM25 237V238H24ZM42 237V238H41ZM118 237V238H117ZM131 237V238H130ZM140 237V238H139ZM205 237V236H204ZM222 237H220V238H222ZM251 237H253V236H251ZM261 239H260V238ZM12 238V239H11ZM14 238H15V240H14ZM39 238V239H38ZM111 239V240H109V239ZM142 238V239H141ZM148 238V239H147ZM164 238V237H163ZM186 238V237H185ZM188 238V237H187ZM203 238V237H202ZM208 238H211V237H208ZM219 238V239H220ZM232 238H231V240H232ZM236 238L237 239H239L237 236H236ZM241 238V240H239V241H242L243 239ZM18 239V240H17ZM119 239V240H118ZM129 239V240H128ZM141 239V240H140ZM156 239V240H155ZM165 239V238H164ZM167 240L169 239V238H166ZM206 239V238H205ZM204 239V240H205ZM212 239V238H211ZM218 239V240H219ZM229 238H227V240H228ZM236 239V240H237ZM38 240H40V241H38ZM108 240V241H107ZM113 240V241H112ZM148 240V241H147ZM150 240V241H149ZM154 240V241H153ZM160 241L159 243L160 244H166V245H163V249H162V245H160V244H157L156 243V241ZM170 240V239H169ZM168 240V241H169ZM179 241L178 243L177 242H175V241ZM187 240V239H186ZM217 240V241H218ZM222 239L220 240V241H222L221 242V244H222V247H223V244H225V242L227 241H223ZM233 240L236 242V245H237V247H238V249H239V246H238V244H237V241L235 240V236H234V238H233ZM246 240H248L247 238H246ZM18 242V243H15V242ZM27 241V242H26ZM93 241V242H92ZM110 241V242H109ZM112 241V242H111ZM124 241V242H123ZM126 241H128V243L126 242ZM144 241H146V242H144ZM207 241H209V240H207ZM215 241V243L216 244H218L219 245V243L220 242H216V240H214ZM214 241H212V245H213V242ZM229 241V240H228ZM234 241H230V242H232L231 244H234L235 242ZM245 241V240H244ZM252 241V242H253ZM59 242V243H58ZM125 242L127 243L126 245H125ZM130 242H132V243H130ZM141 242V243H140ZM143 242V243H142ZM152 244H151V243ZM188 243V245L187 246H189L190 248H194L195 250H193V249H190L189 247H188V250H187V246H184V243ZM202 242H203V239H202ZM209 242H211V240L209 241ZM209 242H205V245L206 244H209ZM234 242V243H233ZM252 242H251V244H252ZM254 242V243H255ZM260 242V241H259ZM264 240H262V242H260V243H258L259 245H264ZM4 245H3V244ZM138 243H139V245H138ZM157 244L156 246H155V244ZM204 243V242H203ZM214 243V244H215ZM240 244H241V242H239ZM243 243V242H242ZM244 243H246V241L244 242ZM244 243H243V245H244ZM255 243V244H256ZM261 243H263V244H261ZM37 244V245H36ZM136 244V245H135ZM141 244V245H140ZM211 244V243H210ZM213 245V246H215V248L213 247V246H211V250H212V254H214V255H212V254H210V255H212V256H210V258L212 257L213 258V256H215L214 257V259H215V261L217 262L218 261V259L220 258H223V257H225V256H223V251H225V248L227 247L226 245V247L224 246L223 248H222V250L223 251H221V252H223V253H220V247H217L218 245ZM227 244V243H226ZM239 244V245H240ZM250 244V245H251ZM39 245H40V247H39ZM58 245V246H57ZM60 245V246H59ZM132 245V246H131ZM160 246L161 248H158L157 246ZM191 245V246H190ZM254 245V244H253ZM252 245V246H253ZM257 245V244H256ZM258 245V247L260 248V247H262V246H259ZM36 246V247H35ZM141 246V247H140ZM145 246V247H144ZM155 246V247H154ZM201 246V245H200ZM200 246H198V247H200ZM204 246V245H203ZM207 246V245H206ZM209 246V247H210ZM230 246H232V245H230ZM234 246H235V244H234ZM245 246H247L246 244H245ZM66 247V248H65ZM101 247V248H100ZM123 247V248H122ZM143 247H144V249H143ZM153 248V250H152V248ZM184 247H186V248H184ZM198 247H196V248H198ZM208 247V246H207ZM236 247V248H237ZM240 247H242V246H240ZM254 247V246H253ZM253 247H252V249H253ZM257 246H255V248H258ZM142 248V249H141ZM151 248V249H150ZM200 248H202V247H200ZM217 248V249H216ZM220 250H219V249ZM255 248H254V250H255ZM263 248H264V246H263ZM263 248H261V249H259L260 251H257V249H256V251L258 252L257 254H256V251L254 252V250L253 251H251L252 249L251 248H249V244H248V251L247 252H254V253H251L253 256H251V257H249V258H251V261L249 260V258L247 257V256H249L248 254H247V252H246V258H244L243 257V255H245L244 253L245 252H243V255H241L240 257L243 259V260H247V258H248V260L250 261L249 263H248V261H247V263H245L244 262V264H251V263H253V264H262V260L264 261V254L262 255H259L261 252H263L264 250H263ZM62 249V250H61ZM140 251H139V250ZM147 249V250H146ZM149 249H150V251H149ZM231 249H234V247L232 248L231 247ZM242 249V248H241ZM241 249H239V250H241ZM244 249H246V248H244ZM251 249V250H250ZM9 250V251H8ZM29 250V251H28ZM144 250V251H143ZM155 250H156V253H155ZM157 250H159V252L160 251H162V250H164V252L163 253H160L161 254V256L162 257H165V258H162L160 255H159V252L157 251ZM178 250H180L179 252H178ZM183 250H186L185 252L183 251ZM198 250H199V248H198ZM203 250V249H202ZM202 250H199L200 252L199 253H202L203 251L205 252V250H206V252H208L209 250L208 249H205V246H204V250L202 251ZM219 250V251H218ZM226 250H230V249H228V247L226 248ZM238 250V251H239ZM247 250V249H246ZM261 250H263V251H261ZM32 251V252H31ZM145 252V253H147L146 255H145V253H143V252ZM151 253V254H149V252ZM152 251V252H151ZM172 251H173V253H172ZM178 252L179 254H180V256L182 255V253L184 254L185 253V255H182L181 257H180V259L178 258L179 256V254L176 256L177 258V260L175 259V257L174 256H172V254H174V252ZM202 251V252H201ZM237 251V250H236ZM235 251V252H236ZM237 251V252H238ZM50 252V253H49ZM123 252V253H122ZM139 252H140V254L142 253L143 255H141L140 256V254H139ZM175 252V253H176ZM217 252H219L220 253V256H219V254H216ZM225 252H227L228 253V255H229V252L228 251H225ZM233 252V251H232ZM232 252H231V250H230V253H231V255L232 256H236V260H232V259H234L235 257H232V259H231V256L229 257L233 262H235V261H242L241 260V258H239L238 259V255H239V253H238V255H237V252L236 253H233L232 254ZM33 255H32V254ZM48 253V254H47ZM137 253V254H136ZM172 253V254H171ZM197 253H198V251H197ZM199 253L197 254V258L199 259V257L200 256H198L199 255ZM208 253H210V252H208ZM208 253L206 254V255H208ZM240 253H242V251H240ZM163 254V255H162ZM236 254V255H235ZM3 255V256H2ZM60 255V256H59ZM132 255V256H131ZM145 255V256H144ZM151 255V256H150ZM164 255H166V256H164ZM194 255H196V253H194ZM193 255V256H194ZM203 255V254H202ZM222 255V256H221ZM15 256V257H14ZM28 256V257H27ZM68 256V257H67ZM148 258H147V257ZM155 256H157V257H155ZM159 256H160V258H159ZM168 256V257H167ZM171 256V257H170ZM187 257H188V255H186ZM185 256V257H186ZM192 256V257H193ZM205 258L207 257V256H205V254L203 255ZM216 256H218L219 258H217ZM227 256V255H226ZM263 258V259H261L260 260V258L261 257ZM50 257V258H49ZM152 257V258H151ZM154 257V258H153ZM194 257H196V256H194ZM203 257V259H205ZM228 257H226L227 259H228ZM2 258V259H1ZM19 258V259H18ZM31 258V259H30ZM136 258H138V259H136ZM145 258V259H144ZM171 258H173V259H171ZM183 258V259H182ZM189 259H190V256L188 257ZM201 259L200 260H202V256L200 257ZM211 258V260L213 261H211V260H209V258L207 257L206 259H208L207 261H209V262H200V263H204V264H208V263H210V264H213L214 263V259H212ZM4 259V260H3ZM143 259V260H142ZM205 259V260H206ZM217 259V260H216ZM219 259V260H220ZM229 259V260H230ZM45 260V261H44ZM134 260V261H133ZM141 260V261H140ZM160 260V261H159ZM173 260V261H172ZM194 258H193V260H189V262H190V264H197V260H195V262L196 263H194ZM225 260V258H223V259H221L220 261H218V263L220 262V263H222L223 261ZM231 260L228 262V260L227 261H225V262H223L224 264H233V262H231ZM47 261V262H46ZM142 261H143V263H142ZM147 261V262H146ZM159 261V262H158ZM163 261V262H162ZM165 261V262H164ZM211 261V262H210ZM222 261V262H221ZM4 262V263H3ZM44 262V263H43ZM127 262V263H126ZM146 262V263H145ZM154 262V263H153ZM158 262V263H157ZM171 262H173V263H171ZM187 262V261H186ZM189 262H187L188 264H189ZM215 262V263H216ZM231 262V263H230ZM237 262V264H241V263H238ZM183 263V264H184ZM214 263V264H215ZM217 263V264H218ZM236 263V262H235ZM234 263V264H235ZM264 263V262H263ZM186 264V263H185ZM199 264V263H198ZM242 264H243V262H242Z\"/></svg>",
	"mask_w": 264,
	"mask_h": 264
}]
</instances>
